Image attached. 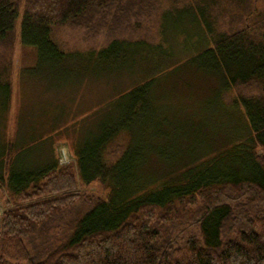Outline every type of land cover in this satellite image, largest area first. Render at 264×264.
<instances>
[{
  "label": "trees",
  "instance_id": "1",
  "mask_svg": "<svg viewBox=\"0 0 264 264\" xmlns=\"http://www.w3.org/2000/svg\"><path fill=\"white\" fill-rule=\"evenodd\" d=\"M165 16L189 19L206 39L191 60L222 78L223 97L236 94L230 107L246 123L240 141L236 133L224 151L193 160L181 180L136 181L128 141L150 81L116 98L127 104L121 121L79 161L62 165L54 154L23 169L9 150L0 157V264H264V0H0V53L32 48L68 66L84 55L92 65L96 53L106 65L155 46L126 34L146 35ZM63 27L121 34L81 51L62 46L55 33ZM9 59L0 56L6 106ZM94 184L106 194L81 191Z\"/></svg>",
  "mask_w": 264,
  "mask_h": 264
},
{
  "label": "rangeland",
  "instance_id": "2",
  "mask_svg": "<svg viewBox=\"0 0 264 264\" xmlns=\"http://www.w3.org/2000/svg\"><path fill=\"white\" fill-rule=\"evenodd\" d=\"M152 26H147V39L144 33L126 35L155 46L122 53L106 65L96 53L93 66L87 55L68 66L71 61L53 63L32 48L2 50L0 56L10 58L15 77L8 106L0 95V157L11 150L23 169L54 154L62 165L79 161L82 149L94 147L121 121L127 104L116 98L150 81L143 113L128 141L138 166L136 181L146 184L171 175L181 180L190 175L182 170L193 160L224 151L236 133L238 139L246 123L230 107L236 94L223 97L222 78L191 60L206 39L189 19L176 24L165 16L158 27ZM120 34L112 37L105 27L92 34L71 27L55 33L64 48L81 51L106 45ZM228 161L223 157L216 169H226ZM81 191L106 192L96 184ZM5 199L0 190L2 210Z\"/></svg>",
  "mask_w": 264,
  "mask_h": 264
},
{
  "label": "built area",
  "instance_id": "3",
  "mask_svg": "<svg viewBox=\"0 0 264 264\" xmlns=\"http://www.w3.org/2000/svg\"><path fill=\"white\" fill-rule=\"evenodd\" d=\"M2 215H3V210L0 209V227H1V219H2Z\"/></svg>",
  "mask_w": 264,
  "mask_h": 264
}]
</instances>
